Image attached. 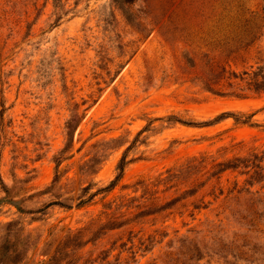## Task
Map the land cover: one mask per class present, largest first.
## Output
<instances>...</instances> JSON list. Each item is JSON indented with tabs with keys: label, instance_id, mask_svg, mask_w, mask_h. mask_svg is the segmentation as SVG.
I'll list each match as a JSON object with an SVG mask.
<instances>
[{
	"label": "rangeland",
	"instance_id": "1",
	"mask_svg": "<svg viewBox=\"0 0 264 264\" xmlns=\"http://www.w3.org/2000/svg\"><path fill=\"white\" fill-rule=\"evenodd\" d=\"M250 12L262 34L219 44L220 19ZM263 16L264 0H0V264H264V169H211L264 157Z\"/></svg>",
	"mask_w": 264,
	"mask_h": 264
},
{
	"label": "trees",
	"instance_id": "2",
	"mask_svg": "<svg viewBox=\"0 0 264 264\" xmlns=\"http://www.w3.org/2000/svg\"><path fill=\"white\" fill-rule=\"evenodd\" d=\"M122 2L124 4H132L133 2H135V0H122ZM237 8L239 10H243L244 8V4L239 3L237 5ZM251 15L249 17H246L244 14H238L235 15L234 17H224L221 18V24L224 25L226 27L227 30L230 31V33L228 34L227 38H223V39H219V44L220 43H224L227 44L229 46H231V51L232 52H238V50L242 49V48H247L248 46H250L262 33L261 31V26L259 24V18L260 16L258 15V13L256 12H250ZM262 21L264 22V16L262 17ZM263 80L256 86V89L259 88H264V75H262ZM218 84V81L214 82ZM224 115H229L227 113H225ZM222 115V116H224ZM217 120V119H216ZM73 121V119H72ZM180 121V120H179ZM242 123H251V116H247L246 119L241 121ZM186 123V122H184ZM206 123H211V122H206ZM71 122L69 123L68 127H71ZM259 160V162L256 164L255 161ZM264 161V157L262 158H258V155L255 154L254 156V161L250 162L249 159L246 158H241V157H236L234 159H230L227 161H221V162H217L214 163L213 166L211 167V169H214V172L212 173V176H216L217 174H220L221 172L226 171L227 169H232L235 170L237 168H239L240 166L243 165L244 168H249L250 166H252V168H257V169H261L263 170L264 167H261V162ZM60 164V161L58 163V165ZM126 165V160L125 158L122 159V161L120 162L119 165V169H120V174L111 181V183L98 190V192L100 191H108V190H112L117 182L119 181V179L121 178L124 168ZM250 170L246 171L245 173L248 174ZM262 171L259 170H255L254 174H251L249 176V179L246 180L247 184L251 186L254 185V183L259 182L260 180H262V178H258V176L260 175ZM256 176V177H255ZM261 177V175H260ZM264 177V175L262 176ZM58 180V175H56L55 179H54V184L57 182ZM242 190V189H240ZM239 190V193H241V191ZM8 194H9V190L6 189L5 190ZM221 193H222V189H221ZM92 196V195H91ZM9 199V198H6ZM90 200V197L87 199H82L80 200V202L77 204L78 207L85 205L88 201ZM56 204H60L62 206L68 207L70 208L71 206L68 204H65L63 202H53ZM20 210L22 208H19ZM13 247V245H10L8 241H6L5 243L0 245V263H5L7 261V259H9L11 257L12 251L11 248Z\"/></svg>",
	"mask_w": 264,
	"mask_h": 264
}]
</instances>
